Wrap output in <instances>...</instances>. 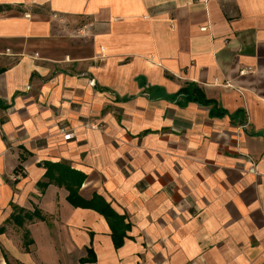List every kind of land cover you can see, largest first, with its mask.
Wrapping results in <instances>:
<instances>
[{
	"label": "crops",
	"instance_id": "1",
	"mask_svg": "<svg viewBox=\"0 0 264 264\" xmlns=\"http://www.w3.org/2000/svg\"><path fill=\"white\" fill-rule=\"evenodd\" d=\"M3 228L0 264H264V0H0Z\"/></svg>",
	"mask_w": 264,
	"mask_h": 264
},
{
	"label": "trees",
	"instance_id": "2",
	"mask_svg": "<svg viewBox=\"0 0 264 264\" xmlns=\"http://www.w3.org/2000/svg\"><path fill=\"white\" fill-rule=\"evenodd\" d=\"M182 94H184L188 98V101L199 102L204 105L211 104V102L207 100L203 92L198 88L188 87L182 90ZM43 166L46 170V173L44 175V181L39 183L38 185L40 191L44 193L45 190L51 185L65 188L69 192L68 200L72 205L84 209H94L101 213L110 224L116 248H121L124 244L125 239V225L122 222V218L113 213L111 207L99 196H94L93 200H91L90 202L84 201L80 197L79 192L85 182L86 177L82 173L73 170L66 163H45ZM14 209L15 213L11 217V222L15 223V225L20 228L24 227L27 220H47L46 217L42 216L39 211H36L32 214L24 209ZM4 231L5 228L0 229L1 233ZM31 244L32 241L29 239V234L26 233L24 245L28 247ZM87 261H82V264Z\"/></svg>",
	"mask_w": 264,
	"mask_h": 264
},
{
	"label": "built area",
	"instance_id": "3",
	"mask_svg": "<svg viewBox=\"0 0 264 264\" xmlns=\"http://www.w3.org/2000/svg\"><path fill=\"white\" fill-rule=\"evenodd\" d=\"M54 19L62 22V23H65L66 21L64 20V18H62L61 16L59 15H54ZM92 29H93V24L91 23H87L83 26H81V28L79 30H77L78 34L82 35V36H85V35H88L92 32ZM104 127L101 125V124H92L90 126V129L92 130H102ZM73 134H68L65 136V139L66 140H71L73 138Z\"/></svg>",
	"mask_w": 264,
	"mask_h": 264
}]
</instances>
